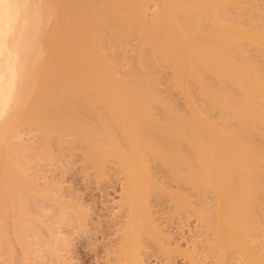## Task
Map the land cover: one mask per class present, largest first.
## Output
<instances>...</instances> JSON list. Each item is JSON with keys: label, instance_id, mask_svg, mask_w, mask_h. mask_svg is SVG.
Returning <instances> with one entry per match:
<instances>
[{"label": "bare ground", "instance_id": "1", "mask_svg": "<svg viewBox=\"0 0 264 264\" xmlns=\"http://www.w3.org/2000/svg\"><path fill=\"white\" fill-rule=\"evenodd\" d=\"M78 152L85 166L113 160L126 182L119 264H140L156 231L158 165L203 196L191 216L206 258L264 264V0H0L1 259L65 264L49 203L84 218L37 176ZM171 197L178 213L193 207Z\"/></svg>", "mask_w": 264, "mask_h": 264}, {"label": "rangeland", "instance_id": "2", "mask_svg": "<svg viewBox=\"0 0 264 264\" xmlns=\"http://www.w3.org/2000/svg\"><path fill=\"white\" fill-rule=\"evenodd\" d=\"M156 9L158 10L156 6H149V16L156 13ZM128 45L129 46L126 47L127 50H125L127 51L126 56L130 57L134 51L133 48L135 44L133 46H131L132 44ZM115 60L121 59L116 56ZM120 62L121 64L119 65L122 70L121 72L126 74L129 67L126 63L122 61ZM175 97H177L175 98V101H178L177 103H179V110H184L185 106L183 107L182 102H180L182 96L177 94ZM82 161V154L78 152L74 157L72 156V158H68L67 161L64 162L65 165L63 163V165L57 164L56 166H58V168H55V165H53L54 167H48V169L42 168V171L40 170L41 173L37 172V175L40 173L39 176H36L39 178L37 180V187L40 192L48 191L47 193L51 194L48 195L46 193L47 196L52 197L59 196L60 198L61 195L60 199L63 203L65 202L66 205L72 207L74 210L76 209L78 213L81 212L83 215L82 217L84 218V223L82 224L83 227L80 226L81 228H79V225L72 218L73 215L71 213L72 216L67 214L65 217V219L67 218V221H64L62 216H60L61 214L59 215V212L57 213L59 206L54 202L49 203L51 208H55L52 211L50 210L47 219H49V223H53V226L55 225L57 227L60 233L62 232V238L65 237L67 241H64L65 239L62 241L64 248L61 247V250L59 251L63 256V260H65V264H115L118 254L121 251L122 244L127 241L128 243L131 242V240L130 242L127 239L125 240L124 234L129 222L128 210L122 206L126 182L124 177L119 173L120 170H118V167L113 160H111L113 162H107L106 160L103 162L104 160H102L103 163H92L89 166H85L84 161ZM160 167L161 165H158L157 170H160L161 172L159 175L158 172H156L155 180L160 189V192H157V197H161L162 200L158 198L157 202H159L152 203L150 206L151 217H153L152 219L155 223L156 231L151 235L142 236V239L140 238V264H169V262L170 264H214V257L210 256L206 258L204 255V247L206 246V240H208L206 239V232H204L206 231L204 230V225L198 218L193 215L191 216V212L195 208L197 211H201L199 210L200 208L203 211L204 206L201 204L200 200L203 196L198 191L192 189V187L190 188L188 183L187 185L186 183H178L177 180L171 177L168 170L166 172L165 167ZM48 171L49 173H47ZM178 187L179 190H177ZM41 188H43V190ZM172 194H182L184 197H188V200L190 199L189 201H191L193 207L188 209L189 212L188 210L185 212H177V204L172 200ZM197 194H200L201 196H198ZM39 201L41 202L40 199ZM199 204H201V206H199ZM208 205V208H205L209 209L210 206L213 205L211 199ZM263 215L264 213L261 215L262 223H260L262 227L264 226ZM58 220L59 222L57 225ZM262 235L264 237L263 233ZM254 237L255 236H253V238ZM263 237H261L262 242L258 249L261 254L264 253ZM254 240L255 239H248L246 245L249 247L256 245L257 243H255ZM67 243H69V246ZM237 257H234L232 264H239L238 262L240 260L239 258L237 259ZM49 258V256L42 253L33 254L30 256V264H53L54 262L56 264V261ZM2 261L4 264L5 262L6 264H12V262L15 263L17 260L11 256L3 255L2 259L0 258L1 263ZM119 263L120 262L118 261L116 264Z\"/></svg>", "mask_w": 264, "mask_h": 264}]
</instances>
